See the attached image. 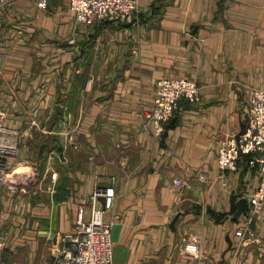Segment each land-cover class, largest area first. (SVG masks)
<instances>
[{"label":"crops","instance_id":"obj_1","mask_svg":"<svg viewBox=\"0 0 264 264\" xmlns=\"http://www.w3.org/2000/svg\"><path fill=\"white\" fill-rule=\"evenodd\" d=\"M138 2L137 27L96 29L76 22L68 0L0 7V109L21 132V188L37 189L0 199L5 263H50L81 205L89 215L91 192L113 186L112 264H264V209L254 241L235 235L243 216L232 219L256 169L242 158L221 173L216 162L220 141L244 131L250 90L264 88V0ZM167 77L195 81L200 99L182 101L155 137L139 113ZM36 131L46 142L33 158Z\"/></svg>","mask_w":264,"mask_h":264},{"label":"built area","instance_id":"obj_2","mask_svg":"<svg viewBox=\"0 0 264 264\" xmlns=\"http://www.w3.org/2000/svg\"><path fill=\"white\" fill-rule=\"evenodd\" d=\"M6 5H11V0H0V7ZM39 6H45V2L41 1ZM68 7L74 13L76 22L86 29H96L105 23L116 26L130 23L131 27L140 24L138 0H68ZM155 88L152 105L142 108L139 117L143 129L155 137H161L166 125L179 111L182 101L190 104L199 101L200 87L195 81L185 78H163L156 82ZM245 115L244 131L225 136L216 153L217 167L221 173L236 172L241 159L250 156V166L258 174L257 186L245 195L247 213L242 215L243 220L235 231L243 243L254 241L252 225L264 209V88L250 90ZM6 119L7 111L0 109V199L5 192L15 196L21 190L22 183L28 180L25 173H15L19 132L8 127ZM72 146L78 148L76 144ZM204 178L199 177L200 180ZM173 184L180 189L189 186L179 178L174 179ZM115 196L113 186L96 187L91 192L88 196L89 215L84 217V206L81 205L73 228L60 235L51 253L52 261L48 264H112L111 229L118 217L112 215L106 220L105 215L112 211ZM5 246V240L0 239V264H8L1 256Z\"/></svg>","mask_w":264,"mask_h":264},{"label":"rangeland","instance_id":"obj_3","mask_svg":"<svg viewBox=\"0 0 264 264\" xmlns=\"http://www.w3.org/2000/svg\"><path fill=\"white\" fill-rule=\"evenodd\" d=\"M142 20H144V18L141 16L140 17V22L142 21ZM167 78H169V77H167ZM163 79V78H162ZM186 79V78H185ZM188 79V78H187ZM189 80H191V79H189ZM193 81V80H192ZM1 109H3V108H1ZM66 111V110H65ZM55 112V111H54ZM170 123V122H169ZM169 123L166 125V131H167V126L169 125ZM18 132H19V143H18V145H19V147H20V138H21V132H20V130L19 129H17V128H15ZM166 131H165V133H166ZM164 133V134H165ZM163 134V135H164ZM162 135V136H163ZM161 136V137H162ZM31 138H32V142H31V144H32V147H31V149H29L28 148V151H31L32 152V157L34 158V157H39L41 154H42V151H41V149H42V147H43V144L46 142L45 140H44V137L43 138H40V134H39V131H36V132H33L32 134H31V136H30ZM27 141V144H29V142L30 141H28V140H26ZM33 150V151H32ZM39 173V171H37V170H35V172H34V175H35V177L34 178H36V180H38L37 178H38V176H36L37 174ZM35 180V179H34ZM33 181V180H32ZM32 181L29 183V182H27V186L25 185V187H22L21 188V190L19 191V192H17V193H15V197H17V196H20V195H22V194H24V193H31V194H35V192L37 191V189L35 188V186L36 185H34L33 183H32ZM24 189H27L26 191H24L23 192V190ZM23 192V193H22ZM6 247V246H5ZM2 254H3V252H2ZM2 254H1V256H2ZM2 259H3V256H2ZM4 261V260H3Z\"/></svg>","mask_w":264,"mask_h":264},{"label":"water","instance_id":"obj_4","mask_svg":"<svg viewBox=\"0 0 264 264\" xmlns=\"http://www.w3.org/2000/svg\"><path fill=\"white\" fill-rule=\"evenodd\" d=\"M125 27H130V23H127L124 25ZM100 201L103 202V199L101 198ZM248 210V202L247 199L245 197H241L239 198L236 202H235V213L232 216L233 220H237L239 219L242 215H245L247 213Z\"/></svg>","mask_w":264,"mask_h":264},{"label":"trees","instance_id":"obj_5","mask_svg":"<svg viewBox=\"0 0 264 264\" xmlns=\"http://www.w3.org/2000/svg\"><path fill=\"white\" fill-rule=\"evenodd\" d=\"M162 8H163V6L159 7V8L157 9V12L161 13ZM168 126H170V125H168ZM168 126H167V128H168ZM245 158H247L249 161H250V159H251L250 156H244L243 159H245Z\"/></svg>","mask_w":264,"mask_h":264},{"label":"bare ground","instance_id":"obj_6","mask_svg":"<svg viewBox=\"0 0 264 264\" xmlns=\"http://www.w3.org/2000/svg\"><path fill=\"white\" fill-rule=\"evenodd\" d=\"M20 169H21V168H18V169L16 170L15 173H16V174H22V173H24L23 170H22V169L20 170Z\"/></svg>","mask_w":264,"mask_h":264}]
</instances>
